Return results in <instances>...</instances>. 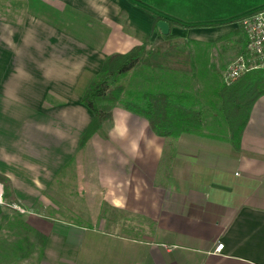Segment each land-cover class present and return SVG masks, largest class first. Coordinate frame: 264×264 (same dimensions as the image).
<instances>
[{
  "label": "crops",
  "instance_id": "obj_1",
  "mask_svg": "<svg viewBox=\"0 0 264 264\" xmlns=\"http://www.w3.org/2000/svg\"><path fill=\"white\" fill-rule=\"evenodd\" d=\"M263 8L256 0H0V173L11 179L14 212L44 236L37 264H264V94L239 147L220 106L223 73L246 45L240 19ZM157 15L179 23L170 24L176 39L200 46L187 48L192 61L181 69L141 67V86L129 92L201 109L204 125L172 139L127 109L133 134L146 123L161 154L141 143V154L129 155L109 135L112 117L82 144L95 115L84 92L110 54L162 41ZM3 193L0 183V204Z\"/></svg>",
  "mask_w": 264,
  "mask_h": 264
},
{
  "label": "trees",
  "instance_id": "obj_2",
  "mask_svg": "<svg viewBox=\"0 0 264 264\" xmlns=\"http://www.w3.org/2000/svg\"><path fill=\"white\" fill-rule=\"evenodd\" d=\"M161 19L168 18L157 15L155 27ZM168 20L172 27L179 24L172 19ZM175 38L176 35L170 30L168 34H162V41L153 47H148L147 42H144L128 52L113 53L106 58L100 74L91 81L82 97V102L95 113L83 134L82 144L91 139L104 121L111 119L112 108L117 104L147 116L158 134L168 135L172 139H176L183 131H200L205 122V113L201 109L177 105L164 93L142 91L132 98L125 96L128 86L126 77L136 67L171 66L181 69L191 63L190 51L181 48ZM262 94L264 68L253 69L230 85L224 82L220 90L221 110L231 129V141L236 147L240 146L252 106ZM0 183L4 188L0 215L7 220L8 216L3 209L16 199L11 179L0 173Z\"/></svg>",
  "mask_w": 264,
  "mask_h": 264
},
{
  "label": "rangeland",
  "instance_id": "obj_3",
  "mask_svg": "<svg viewBox=\"0 0 264 264\" xmlns=\"http://www.w3.org/2000/svg\"><path fill=\"white\" fill-rule=\"evenodd\" d=\"M256 1L264 2V0ZM176 40L178 41L181 48L187 49L188 47L191 48L193 46H200L199 42L196 43L192 39L185 40L181 38ZM207 47L210 49H208V53L205 56L207 59L210 58L212 59L211 61L217 62L218 52H216L217 50L215 51L216 45L207 44ZM224 56L225 55H223V57ZM141 67L143 66H140L137 68V70L131 71L127 75L126 80L128 86L125 95L126 97H131L130 95H133L129 92L130 88L137 87L138 89L140 85L139 82H142L141 79H143V74L142 76H136L137 72L142 73ZM226 70L223 73V82ZM12 206L18 207L16 200L14 203L11 202L10 205L5 206L3 209L4 214L8 216L7 220L4 219L2 215H0V264H37V259L42 248L44 236L30 230L28 227L29 224L26 222V220L19 214L15 213L14 209H12Z\"/></svg>",
  "mask_w": 264,
  "mask_h": 264
},
{
  "label": "built area",
  "instance_id": "obj_4",
  "mask_svg": "<svg viewBox=\"0 0 264 264\" xmlns=\"http://www.w3.org/2000/svg\"><path fill=\"white\" fill-rule=\"evenodd\" d=\"M240 24L246 36V45L224 74V82L228 85L253 69L264 68V8L245 14ZM223 248L224 244L220 243L216 250Z\"/></svg>",
  "mask_w": 264,
  "mask_h": 264
},
{
  "label": "clouds",
  "instance_id": "obj_5",
  "mask_svg": "<svg viewBox=\"0 0 264 264\" xmlns=\"http://www.w3.org/2000/svg\"><path fill=\"white\" fill-rule=\"evenodd\" d=\"M113 126L109 132L114 141L122 142L129 155L136 157L141 154L140 145L143 143L144 151H155L162 153V149L156 144V141L148 137L147 124L142 123L138 126V132L133 134L131 113L124 108H116L112 111ZM113 133L115 135H113Z\"/></svg>",
  "mask_w": 264,
  "mask_h": 264
},
{
  "label": "water",
  "instance_id": "obj_6",
  "mask_svg": "<svg viewBox=\"0 0 264 264\" xmlns=\"http://www.w3.org/2000/svg\"><path fill=\"white\" fill-rule=\"evenodd\" d=\"M158 29L161 31V33L168 34L171 29L169 21L166 19L159 20Z\"/></svg>",
  "mask_w": 264,
  "mask_h": 264
}]
</instances>
